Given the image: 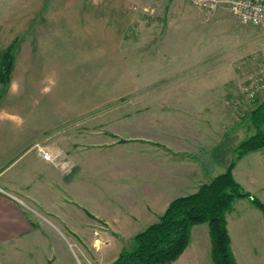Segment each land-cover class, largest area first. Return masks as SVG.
I'll return each instance as SVG.
<instances>
[{"label": "crops", "instance_id": "crops-1", "mask_svg": "<svg viewBox=\"0 0 264 264\" xmlns=\"http://www.w3.org/2000/svg\"><path fill=\"white\" fill-rule=\"evenodd\" d=\"M179 16L184 27L194 24L183 9L171 5L163 13L138 19L141 37L136 41H111L117 54L118 49L124 57L137 56L138 118L149 117L152 136L148 129L146 137L109 141L98 136L94 121L83 132L78 124L68 126L85 107L67 105L61 87L39 88L40 74L26 71L0 89V264H82L73 247L86 264H110L124 241L157 221L172 199L197 191L226 169L225 157H218L217 141H212L219 136L220 124L209 118L211 111L220 110L215 102L224 99L223 90L214 87L223 88L225 80L203 66L202 42L175 38ZM27 53L14 56L13 63L29 64L33 51ZM94 108L86 106L84 111ZM37 143L69 155L54 164L39 155ZM201 151L212 156L203 157ZM233 173L245 190L264 201V149L237 159ZM237 204L241 209L235 211ZM255 206L248 197L238 198L227 214L238 264L233 234L237 239L258 238L257 232H247L257 230V218L264 230V213L262 217ZM37 208L49 224L34 213ZM204 226L193 225L190 244L165 264L197 260L203 250L198 238L210 232ZM92 247L96 252L88 250Z\"/></svg>", "mask_w": 264, "mask_h": 264}, {"label": "rangeland", "instance_id": "rangeland-1", "mask_svg": "<svg viewBox=\"0 0 264 264\" xmlns=\"http://www.w3.org/2000/svg\"><path fill=\"white\" fill-rule=\"evenodd\" d=\"M171 5L183 9L186 19L194 21L192 26L184 27L182 18L177 17L179 26L175 38L202 42L204 48L199 51L203 50L202 57L206 62L203 66H208L210 75L225 80L223 88L220 85L214 87L219 93L223 90L224 99L220 97L215 104L224 112L211 111L209 118L220 124L219 136L212 141H217L215 152L220 154L221 160L225 157L227 167L235 159L240 142L257 131L252 114L264 98L248 99L240 87L264 70V25L242 22L228 11L207 13L189 0H0V55L12 43L15 57L33 51L29 55V64L13 65L11 78L26 71L40 74L38 87L48 86V90L61 87L67 105L95 107L93 111L83 108L80 117L68 126L78 124L83 132L90 128V120L94 121L98 136L109 141L122 140L125 136L146 137L149 136L148 129L152 136L149 117L138 118L141 104L136 92L137 56L124 57L121 50L117 49V54L110 46L111 41L121 43L122 40L139 39L138 19L163 13ZM199 11L201 15H198ZM8 86L0 82V89ZM177 119L178 124L181 123ZM145 129L146 133L143 132ZM53 150L60 155H69L61 148ZM199 154L212 156L203 151ZM131 183L135 182L132 180ZM87 194L84 192L83 196ZM240 209L237 204L235 211ZM258 210L263 217L262 210ZM34 213L49 224L41 209L37 208ZM262 224L264 227V220ZM204 225L209 227L207 222ZM254 225L257 230L248 229L247 232H257L258 238L237 239L233 234L242 264H264V230L258 218ZM191 235L190 232L189 244ZM198 239L203 249L199 251L198 259L186 261L183 258L179 263L214 264L210 232ZM124 244L126 248H133L135 242L131 238ZM73 248L82 264H86L77 248ZM96 249L88 250L93 253Z\"/></svg>", "mask_w": 264, "mask_h": 264}, {"label": "trees", "instance_id": "trees-1", "mask_svg": "<svg viewBox=\"0 0 264 264\" xmlns=\"http://www.w3.org/2000/svg\"><path fill=\"white\" fill-rule=\"evenodd\" d=\"M14 43L0 55V82L11 81ZM257 131L243 139L226 169L201 184L195 192L172 199L159 219L133 236V248L124 247L110 264H165L175 261L189 244L191 228L209 223L214 264H238L231 246L227 214L235 200L248 197L264 213V202L245 190L234 176L236 160L249 151L264 149V101L252 114Z\"/></svg>", "mask_w": 264, "mask_h": 264}, {"label": "built area", "instance_id": "built-area-1", "mask_svg": "<svg viewBox=\"0 0 264 264\" xmlns=\"http://www.w3.org/2000/svg\"><path fill=\"white\" fill-rule=\"evenodd\" d=\"M196 8L209 12L224 9L235 14L239 20L246 23L264 25V0H189ZM243 96L248 99L264 98V70L255 74L240 87ZM36 151L45 160L54 164L58 163L63 155L54 151L46 144L37 143ZM21 204L26 205L25 201L14 197Z\"/></svg>", "mask_w": 264, "mask_h": 264}]
</instances>
